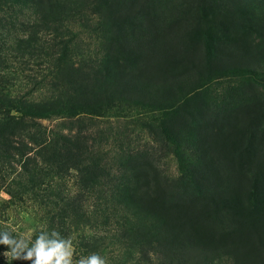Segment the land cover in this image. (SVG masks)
Listing matches in <instances>:
<instances>
[{
  "label": "trees",
  "instance_id": "obj_1",
  "mask_svg": "<svg viewBox=\"0 0 264 264\" xmlns=\"http://www.w3.org/2000/svg\"><path fill=\"white\" fill-rule=\"evenodd\" d=\"M234 75L249 84L224 85ZM254 82L264 88V0H0V230L20 234L9 221L27 214L25 238L60 232L73 264L93 253L107 264H264ZM125 108L150 112L174 175L150 149L111 154L37 122Z\"/></svg>",
  "mask_w": 264,
  "mask_h": 264
},
{
  "label": "rangeland",
  "instance_id": "obj_2",
  "mask_svg": "<svg viewBox=\"0 0 264 264\" xmlns=\"http://www.w3.org/2000/svg\"><path fill=\"white\" fill-rule=\"evenodd\" d=\"M258 41V38H257ZM26 69L25 74H31L34 71ZM254 69V68H253ZM259 71V67H255ZM246 79V78H245ZM241 80L238 76H229L224 80V85L229 84L237 86L242 82L249 84L247 80ZM29 86H23L21 89L26 90ZM255 92L264 94L262 84L254 82ZM19 89V88H18ZM242 90L246 93H251V89L243 86ZM150 112L144 109H129L116 110L111 113H104L98 116L80 115L77 119L72 118H49L37 120L46 128L47 133L75 135L83 137L84 142L91 144L94 147H101L111 154L119 150L120 146L124 149H150L154 152L159 169L169 175L176 173L175 161L172 153V146H164L157 144L151 133L148 131L145 121L150 119ZM0 197H6L0 193ZM33 219L31 216L23 213H14L9 224L14 230L18 231L24 237H27L32 229Z\"/></svg>",
  "mask_w": 264,
  "mask_h": 264
},
{
  "label": "clouds",
  "instance_id": "obj_3",
  "mask_svg": "<svg viewBox=\"0 0 264 264\" xmlns=\"http://www.w3.org/2000/svg\"><path fill=\"white\" fill-rule=\"evenodd\" d=\"M0 245L7 246V250L0 254L10 260H26L31 261V264H73L74 246L71 238L62 237L54 229L40 231L34 240L0 230ZM75 264H107V261L93 253L79 258Z\"/></svg>",
  "mask_w": 264,
  "mask_h": 264
}]
</instances>
